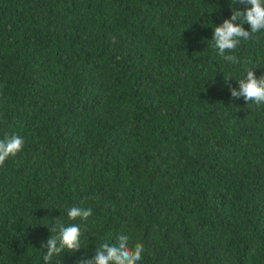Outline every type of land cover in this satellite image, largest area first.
I'll return each instance as SVG.
<instances>
[{"label":"trees","instance_id":"obj_1","mask_svg":"<svg viewBox=\"0 0 264 264\" xmlns=\"http://www.w3.org/2000/svg\"><path fill=\"white\" fill-rule=\"evenodd\" d=\"M247 7L0 0V139L25 141L0 167V264H44L58 221L81 247L50 264L121 234L138 264H264V105L229 91L246 66L264 75V31L235 64L211 40Z\"/></svg>","mask_w":264,"mask_h":264},{"label":"clouds","instance_id":"obj_2","mask_svg":"<svg viewBox=\"0 0 264 264\" xmlns=\"http://www.w3.org/2000/svg\"><path fill=\"white\" fill-rule=\"evenodd\" d=\"M247 3L243 11L232 10L230 18H226L219 25H215L213 30V46L218 54L231 63H239L235 55L226 54L234 52L241 40L255 38V34L264 31V0H240ZM249 25L246 30L242 25ZM253 66L245 68V74L236 80L237 87L229 85V91L233 98L243 97L246 102H254L256 105H264V75L257 77L253 72ZM229 79V78H228ZM225 80L226 82L228 81ZM24 138L17 134H12L0 139V167H2L9 157L16 156L23 150ZM92 215L90 208L73 206L67 210L69 220H86ZM50 231L54 235H49L46 242V253L43 256L44 264H50L54 256H60L65 250L72 252L81 247V229L78 224L65 225L57 222ZM129 236L121 234L115 242L105 241L99 245L95 255L80 259L76 264H138L144 252V245L136 243L129 245Z\"/></svg>","mask_w":264,"mask_h":264}]
</instances>
